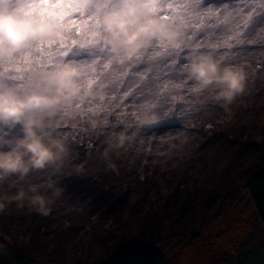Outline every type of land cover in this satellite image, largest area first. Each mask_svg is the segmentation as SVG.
<instances>
[{
    "label": "rangeland",
    "instance_id": "1",
    "mask_svg": "<svg viewBox=\"0 0 264 264\" xmlns=\"http://www.w3.org/2000/svg\"><path fill=\"white\" fill-rule=\"evenodd\" d=\"M204 3L205 6L209 4L207 0ZM262 28L263 25L257 24L247 31V39L254 40L253 44L245 43L231 49L222 46L223 49L215 50L217 59L223 64H241L247 73L243 92L231 104L214 100L215 93L212 89L193 94L185 88L182 92H175L177 100L174 114L154 128L141 130L137 134L138 138L134 136V139L126 141L122 147L118 146L117 134L134 126L136 118L130 114L133 117L129 122L130 126H127L128 118L120 123V128L113 127L107 135L104 132V139L112 146V151H102V155H95L90 159L91 165L83 166L82 172L68 175V186L65 171L79 167L82 160H66V157L60 171H55L50 166L33 170L26 176L14 174L0 177V198L13 197L18 190L27 191L33 185L39 186L40 193L50 195L52 189L48 187V183L52 180H57L55 187L63 190L59 197L51 198L53 202L48 205L47 214L38 211L30 203L29 197L23 201L7 202L6 208L0 213L11 215L10 221L7 220L6 223V233L3 232L5 236L9 235L8 242L12 246L19 245L34 256L39 264H92L103 252L112 248V242L114 245L125 240L127 235L129 238L130 235L123 232L124 224L128 228L141 216L144 218L140 222L144 223L147 212L155 213L152 201L155 204L163 202L169 207L176 205V202H187L190 208L191 204L200 200V205H208L210 217H217L203 229L205 234L215 236V241L210 246L214 263L220 264L223 259H229L225 264H264V236L242 253L244 257L240 258V246L247 236L246 230L251 221L248 212L245 213L249 209L244 185L246 176L250 171L264 167ZM187 31L190 33L191 29ZM259 31L263 36L261 40L255 36ZM207 33L215 34L200 32L193 43L201 41L205 35V44H216L218 37L223 35L222 29L210 28ZM209 49L210 47L201 50ZM82 56V59L88 58L87 55ZM80 59L81 57H77V60ZM182 61V64L186 63L185 60ZM147 67V64H141L134 71H143ZM165 71L167 69L161 61L153 62L151 72L148 73V85L154 87L158 82L167 80ZM138 79L129 75L124 78L121 87L119 78L113 77L106 88L99 90L110 99L116 94L117 98L112 103L117 104L119 93L133 87ZM188 85L192 86V82L189 81ZM97 92L98 89L93 93ZM163 110H166V106L156 111L162 114ZM85 115L76 116L82 120ZM46 119L53 125L58 124L55 122V115ZM67 119L65 117L60 121L57 118L62 124H66ZM131 130L133 131L124 132L131 135L136 131L132 127ZM19 133L17 129L8 131L1 127L0 151L11 150L16 139L22 138L23 134L20 136ZM141 135L144 136L145 144L135 146ZM145 163L152 167L149 172V179L152 180L150 185L138 171L141 164ZM78 173H82L80 179L77 177ZM157 175V179H162L163 184H157L160 181L155 179ZM103 182L110 189L105 194H99L100 198L98 193ZM168 183L171 185L169 192L163 195L168 190ZM140 191L144 207L130 203ZM226 194L231 195V199L219 202ZM109 207L112 209L108 210ZM169 215L170 212L161 213L157 219H166ZM155 221L157 220L153 222ZM153 222L146 223L145 227L153 225ZM219 232H222L220 237ZM209 263L206 255L194 243L184 244L172 256V264Z\"/></svg>",
    "mask_w": 264,
    "mask_h": 264
},
{
    "label": "snow or ice",
    "instance_id": "2",
    "mask_svg": "<svg viewBox=\"0 0 264 264\" xmlns=\"http://www.w3.org/2000/svg\"><path fill=\"white\" fill-rule=\"evenodd\" d=\"M4 5H8L15 18L34 22L42 26L44 32L38 38L28 40L11 57L3 55L4 45H0V83L24 95L32 89L47 88V77L58 73L66 64L77 66L82 73L81 91L72 97L70 105L60 107L54 114L62 116L70 112L80 116L96 115L99 111L111 114L103 107V91L99 95L100 108L93 107L95 98L90 99V95L96 89L106 88L113 77L119 78L123 87L124 78L131 75L139 79L133 87L119 93L115 107L138 118L142 110L166 106L162 114L168 118L176 111L175 92L185 88L192 92L189 80L181 72L185 66L181 61L189 52L253 44L254 40L247 39V31L254 25H264V0H229L219 6H205L204 0H0V11ZM125 13L135 15L141 23L155 18L165 25L177 27L178 37L169 42L145 35L138 41L140 50L135 54L113 53L108 43L113 39L108 21ZM210 28L222 29L223 35L218 37L216 44L193 43L200 32L215 34L207 33ZM82 55L88 58L77 60ZM155 61L163 63L168 79L152 87L147 81ZM141 64L148 67L134 71ZM116 98V94L111 96V100ZM49 127L60 128L62 125L49 122Z\"/></svg>",
    "mask_w": 264,
    "mask_h": 264
},
{
    "label": "clouds",
    "instance_id": "3",
    "mask_svg": "<svg viewBox=\"0 0 264 264\" xmlns=\"http://www.w3.org/2000/svg\"><path fill=\"white\" fill-rule=\"evenodd\" d=\"M108 27L113 35V39L108 41L113 53L135 54L140 50L138 41L145 35L172 42L179 34L177 27L165 25L155 18L141 23L131 13L109 20ZM43 32L42 26L15 18L8 5H4L0 11V45H4L3 55L6 58L13 56L28 40L38 38ZM185 61L181 72L192 82L193 94L212 89L215 93L213 99L227 105L243 92L247 79L244 66L223 64L217 59L213 47L208 51L189 52ZM81 75L77 66L66 64L58 73L47 77V88L32 89L24 95L0 83V127L15 128L19 125L23 134L22 138L15 141L11 150L0 151V177L14 174L26 176L33 170L50 166L55 171H60L68 149L64 141L53 134L54 129L49 127L46 118L53 116L60 107L70 105L72 97L80 93ZM165 119L167 117L156 110L140 111L134 123L136 131L131 135L124 131L117 134L118 146L122 147L141 130L154 128ZM82 168L83 165H80L79 169ZM56 184L57 180L48 183V187L52 189L50 195L40 193L39 186L33 185L27 191L18 190L13 197L0 198V211L6 208L7 202L23 201L29 197L30 203L38 211L47 214V207L53 202L51 198L59 197L63 191L55 187Z\"/></svg>",
    "mask_w": 264,
    "mask_h": 264
},
{
    "label": "trees",
    "instance_id": "4",
    "mask_svg": "<svg viewBox=\"0 0 264 264\" xmlns=\"http://www.w3.org/2000/svg\"><path fill=\"white\" fill-rule=\"evenodd\" d=\"M207 2L209 3L208 6L214 4L219 6L224 2H229V0H207ZM262 32H264V25ZM255 36L258 38V40H261L263 37L260 31ZM204 39L205 35L201 41ZM256 44L260 45V43ZM219 48L223 49L222 46ZM219 48L216 50H219ZM80 57L81 59L83 58V56ZM182 62H184V60ZM100 93L101 92L98 89L97 93H92L89 97L90 99L93 97L95 98L93 99V107L95 108H100L101 106V101L99 100ZM108 100L111 99L105 95L103 107L107 108L111 114L106 111H99L96 115L86 113L82 120L77 119L76 114L72 112H70L67 116H62L61 114L55 115V122L61 124L62 127H54L53 129L55 136L62 139L68 149L66 160H82L81 165H91L90 159H92L93 156H99L100 154L102 155V151H112V146L109 145L104 139V132H106L107 135L111 132L113 127L120 128V123L128 118L129 121L127 126H130L129 122L133 119V117H130V112L127 110L121 112V109L115 107L116 104L112 103L113 100H111L110 103H107ZM246 102L248 101L246 100ZM65 117L66 119L69 117L66 124H62L63 122L61 123L57 120L58 118L61 121V119ZM105 120H107V125L105 124ZM131 127L136 130L134 126H130L123 131H133L131 130ZM4 129L8 131H14V129H17L20 132V136L22 135L19 125H17L15 128L4 127ZM135 136L138 138L137 135ZM134 138L135 137L132 139ZM140 142L143 145L146 142L144 140V136L142 135L141 139L137 140L135 143V146H138ZM262 147L264 148V145ZM139 155L143 156L144 154ZM141 166L142 167H140L138 171L142 174V176H144V178L147 180V183L150 185L152 180L149 179V172L152 167L147 163L141 164ZM78 169L79 167H73V169L65 171L67 186L70 185L68 175L74 172H82V169H79V171ZM153 169L158 170V168ZM81 175L82 173H78L77 177L80 179ZM135 175L138 177L137 174ZM157 178L158 175L155 176V179ZM157 180H160L157 181V184H163L162 179ZM168 185V190H165L163 195H165V193L168 194L170 189L169 187L171 186L169 183ZM244 185L246 195L248 196L249 200V209L245 213L248 212V218L251 220L249 222L252 223L253 226L248 223L249 226L246 230V232L248 231L246 234L247 236L240 246V258L244 257L242 253H245L251 246H253L264 236V167L259 170L250 171L247 173ZM100 187L101 190H99L98 195L101 193L105 194V192L109 191L110 189L106 182H103L102 185L100 184ZM67 192H70V190ZM163 195L161 196L162 198ZM230 196L231 195L226 194V196L223 199H220L219 202L231 199L229 198ZM99 197L101 198V195H99ZM140 198H142V200H139ZM143 200L144 198L142 197V192L140 191V194L138 193L136 197H133L130 203L135 206L144 207L145 204ZM156 202H158L157 199ZM199 203L202 202L198 200V202L191 204V207L188 208L187 202H184L183 204H178L176 202V205L174 204L172 207H169L170 205L163 204V202H158L155 204V201H152L151 206L155 207V213L152 214L151 212H147V220L144 223L140 222V220L144 218V216H141L135 219L133 224L128 228L124 224L123 232L129 234V238L127 235L125 240L123 239L118 243H114V245L112 242V248L108 249L106 252H103L102 256L92 264H172V256L186 243H194L196 246H198V250L206 255L207 259L210 261L209 264H215L213 261L212 250L210 248V246L215 241V236L205 234L203 229L210 225L217 217L211 218L210 213H208L209 210L207 209L208 205L205 203L200 205ZM110 209H112V207H109L108 210ZM165 212H170V215L166 218L167 220L163 218H161V220L157 219L161 213ZM253 212L255 213L254 218ZM9 219H11V215H7L3 212L0 213V264H39L38 260L34 256L28 254L25 250L20 248L19 245L12 246L8 242L9 240H7V238H9V235L6 234L5 236V229H7L6 223ZM155 219L158 222H153ZM151 222L154 223L153 225L149 224L152 225L151 227L149 225L145 227L146 223L148 224ZM221 234L222 232H219L218 237H220ZM228 260L229 259H223L220 264H225Z\"/></svg>",
    "mask_w": 264,
    "mask_h": 264
},
{
    "label": "bare ground",
    "instance_id": "5",
    "mask_svg": "<svg viewBox=\"0 0 264 264\" xmlns=\"http://www.w3.org/2000/svg\"><path fill=\"white\" fill-rule=\"evenodd\" d=\"M141 143V142H140Z\"/></svg>",
    "mask_w": 264,
    "mask_h": 264
}]
</instances>
